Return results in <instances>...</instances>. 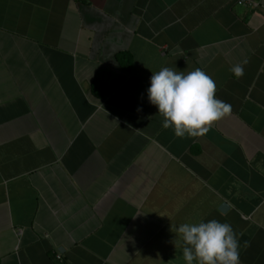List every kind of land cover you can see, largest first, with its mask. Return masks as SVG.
<instances>
[{"label": "crops", "instance_id": "crops-1", "mask_svg": "<svg viewBox=\"0 0 264 264\" xmlns=\"http://www.w3.org/2000/svg\"><path fill=\"white\" fill-rule=\"evenodd\" d=\"M162 67L202 69L231 112L163 129ZM212 219L264 264V0H0V264H184L172 229Z\"/></svg>", "mask_w": 264, "mask_h": 264}, {"label": "clouds", "instance_id": "clouds-1", "mask_svg": "<svg viewBox=\"0 0 264 264\" xmlns=\"http://www.w3.org/2000/svg\"><path fill=\"white\" fill-rule=\"evenodd\" d=\"M230 71L236 78L244 75L242 64ZM152 73L147 100L163 118L162 128L171 129L177 138L202 137L231 112V105L216 98V84L202 69L185 73L162 67ZM172 231V243L184 264H240L238 235L229 223L200 220L179 224Z\"/></svg>", "mask_w": 264, "mask_h": 264}, {"label": "trees", "instance_id": "trees-1", "mask_svg": "<svg viewBox=\"0 0 264 264\" xmlns=\"http://www.w3.org/2000/svg\"><path fill=\"white\" fill-rule=\"evenodd\" d=\"M117 61L123 69V73L130 71L128 67L131 65V58L128 54H119ZM122 80V76H116L110 71L102 72L95 77L91 85L92 93L97 98L104 99L119 88Z\"/></svg>", "mask_w": 264, "mask_h": 264}, {"label": "water", "instance_id": "water-1", "mask_svg": "<svg viewBox=\"0 0 264 264\" xmlns=\"http://www.w3.org/2000/svg\"><path fill=\"white\" fill-rule=\"evenodd\" d=\"M226 209H227V206L226 205H222L221 210H226Z\"/></svg>", "mask_w": 264, "mask_h": 264}, {"label": "built area", "instance_id": "built-area-1", "mask_svg": "<svg viewBox=\"0 0 264 264\" xmlns=\"http://www.w3.org/2000/svg\"><path fill=\"white\" fill-rule=\"evenodd\" d=\"M57 259H60V256L59 255H57Z\"/></svg>", "mask_w": 264, "mask_h": 264}]
</instances>
